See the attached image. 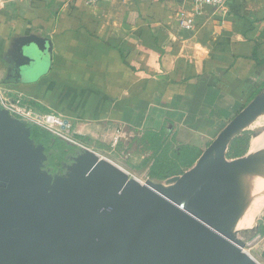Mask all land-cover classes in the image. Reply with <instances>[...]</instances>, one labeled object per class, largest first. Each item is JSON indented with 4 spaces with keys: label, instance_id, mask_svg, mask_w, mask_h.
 <instances>
[{
    "label": "crops",
    "instance_id": "1",
    "mask_svg": "<svg viewBox=\"0 0 264 264\" xmlns=\"http://www.w3.org/2000/svg\"><path fill=\"white\" fill-rule=\"evenodd\" d=\"M181 9L191 11L192 4L0 0V88L62 115L88 145H110L116 131H125L116 148L140 163L145 178L153 160L139 140L148 132L196 162L229 122L261 99L242 157L264 162V127L250 131L264 117V0H230L223 11L204 7L190 31L176 26ZM29 35L51 41L49 69L33 83H17L7 79L9 49ZM253 142L260 148L250 152ZM260 228L264 214L249 231Z\"/></svg>",
    "mask_w": 264,
    "mask_h": 264
},
{
    "label": "water",
    "instance_id": "2",
    "mask_svg": "<svg viewBox=\"0 0 264 264\" xmlns=\"http://www.w3.org/2000/svg\"><path fill=\"white\" fill-rule=\"evenodd\" d=\"M51 52L46 38L14 39L7 79L37 81ZM259 102L229 122L190 169L143 183L86 149L88 159L79 150L71 158L76 170L64 178L43 171L44 147L0 109V264H256L238 237L248 229L229 225L236 205L229 173L264 178V162L225 154Z\"/></svg>",
    "mask_w": 264,
    "mask_h": 264
},
{
    "label": "trees",
    "instance_id": "3",
    "mask_svg": "<svg viewBox=\"0 0 264 264\" xmlns=\"http://www.w3.org/2000/svg\"><path fill=\"white\" fill-rule=\"evenodd\" d=\"M30 138L37 145L44 147V153L47 155V160L42 168L50 174H57L61 171V163H70L71 160L68 156H75L78 153V148L74 145L68 144L65 141L51 135L48 132L40 130L37 127H30ZM251 133L248 131L243 132L240 136L232 140L225 158L228 160L238 159L245 155L246 149L249 144ZM79 142L87 145L88 139L84 137H75ZM140 148L150 153L149 159L153 160L152 165L149 167L147 177L156 182L165 181L173 176H178L190 169L195 160H190V155L187 151L183 153L172 152V150L161 142L151 132H148L141 140H139ZM258 234L264 235V228H260ZM264 261V252L261 256Z\"/></svg>",
    "mask_w": 264,
    "mask_h": 264
},
{
    "label": "built area",
    "instance_id": "4",
    "mask_svg": "<svg viewBox=\"0 0 264 264\" xmlns=\"http://www.w3.org/2000/svg\"><path fill=\"white\" fill-rule=\"evenodd\" d=\"M37 2H48L49 0H28ZM87 6H94L101 2H111L112 0H80ZM192 4V10L186 11L181 9L178 11L175 17V23L178 29L190 31L194 28V16L200 14L202 8L209 7L214 10L223 11L230 0H188ZM11 92H5L0 88V109L7 112L12 118L23 122L27 127H37L40 130L50 133L51 135L60 138L62 140L74 143L70 138L71 125L64 119V117L58 113L45 112L39 110L27 102L22 95L18 98L10 95ZM127 133L123 130H118L112 137L109 147L114 150L120 140L125 139ZM78 145L77 143H75ZM128 159V156L125 155ZM148 178H145V180ZM144 180V181H145ZM144 181H141L143 183ZM253 243H261V236L254 234L252 240ZM262 243L261 249L264 248ZM243 252H245L243 250Z\"/></svg>",
    "mask_w": 264,
    "mask_h": 264
},
{
    "label": "rangeland",
    "instance_id": "5",
    "mask_svg": "<svg viewBox=\"0 0 264 264\" xmlns=\"http://www.w3.org/2000/svg\"><path fill=\"white\" fill-rule=\"evenodd\" d=\"M264 127V117L261 118L259 121H257V123L255 125H253V127L250 129V131L253 130H259L260 128ZM73 132L71 131V134L69 136V138L74 142H68L65 141L68 144L74 145L78 148V150L83 151L82 153V157L83 160L88 159L84 156V149L89 150L90 152H95L98 155L105 157L107 159H109L110 161L114 162L115 164L119 165L121 168H123L124 170L128 171L132 176L136 177L137 179L144 181L145 180V169H142L141 167H139L138 165H140V163H136V161H129V159L125 158L124 156H122V153H120L121 148H115L114 150H112L109 145L105 142H100V141H95L94 143L91 142L89 145H83L81 144L78 140H75V135L72 134ZM62 140V139H61ZM75 143H77L78 145H76ZM73 156H68V159L71 160ZM72 162V161H71ZM67 163V162H60L61 163V171L60 173H57V177L58 178H64L66 176L67 173L76 170L77 164H74L71 166L72 163ZM130 164H134V166L130 167ZM260 180H263L264 178H259ZM258 180V181H260ZM253 180L251 181H244L240 179V183L239 186L234 188V202L236 203V205L241 204L242 202L244 203L246 201L247 198H245L247 196L248 190L250 188L251 185H253ZM257 182V181H256ZM53 183V182H52ZM51 185V182H49L48 186ZM248 189V190H247ZM246 191V192H245ZM244 197V198H243ZM248 197V196H247ZM245 199V200H243ZM248 206V205H247ZM264 214L261 213L258 218H260L262 215ZM258 218L256 219V222L258 220ZM255 222V224H256ZM255 224L253 226H255ZM233 226H237V224L233 225ZM250 229H248L247 231H244L242 233H240L238 235L239 239L243 240L245 242V247H244V251L246 254H248L249 256H251V258H253L254 261H256L258 264H264V261L261 258V247H262V243H253L252 240L254 238V234L252 232L249 231Z\"/></svg>",
    "mask_w": 264,
    "mask_h": 264
},
{
    "label": "bare ground",
    "instance_id": "6",
    "mask_svg": "<svg viewBox=\"0 0 264 264\" xmlns=\"http://www.w3.org/2000/svg\"><path fill=\"white\" fill-rule=\"evenodd\" d=\"M262 140H264V139H262ZM261 144H262V142H261ZM250 148L251 149L249 151L254 152L260 148V144L253 142V143H251ZM95 154L97 155L98 160L105 161V162L111 164L112 166L116 167L117 169H121L129 177L141 182V180L132 176L128 171L124 170L119 165L115 164L114 162L110 161L109 159H107L105 157L98 155L97 153H95ZM254 154L255 153H253V155ZM253 157H249V158L253 159ZM256 160H257V158H256ZM229 178H230V183L232 184L233 188H236L239 186L240 179L238 178V176L233 171L229 173ZM258 180H260V179L259 178L254 179L253 185L250 186L249 190L247 189L248 190V193H247L248 197L247 196L245 197V198H247L246 201L244 203L242 202L241 204L235 205L234 211H233L232 216L229 220V225L232 226V225L237 224V226L239 228L250 229L255 224L258 216L264 212V179L260 180V181H258ZM243 200H245V199H243ZM246 255H248V254H246ZM250 258H251V256H250Z\"/></svg>",
    "mask_w": 264,
    "mask_h": 264
}]
</instances>
